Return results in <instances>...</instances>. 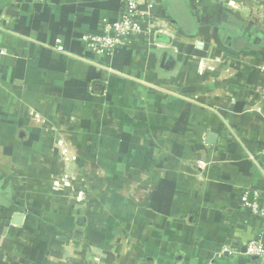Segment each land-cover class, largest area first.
Listing matches in <instances>:
<instances>
[{
	"label": "crops",
	"instance_id": "crops-1",
	"mask_svg": "<svg viewBox=\"0 0 264 264\" xmlns=\"http://www.w3.org/2000/svg\"><path fill=\"white\" fill-rule=\"evenodd\" d=\"M234 4L142 0L170 41L95 53L120 0H0V264H264V0ZM61 145L93 148V189L60 184Z\"/></svg>",
	"mask_w": 264,
	"mask_h": 264
},
{
	"label": "built area",
	"instance_id": "built-area-1",
	"mask_svg": "<svg viewBox=\"0 0 264 264\" xmlns=\"http://www.w3.org/2000/svg\"><path fill=\"white\" fill-rule=\"evenodd\" d=\"M224 2L227 5L234 7V0H214ZM121 8L118 18L112 22H105L103 30L97 34H88L83 36L82 40L88 48L95 53L107 51L112 53L115 48L127 43L132 35H146L150 39H154L157 34L163 31L162 27L165 23L161 17L151 16L149 13H144L140 9L142 0H120ZM235 7H237L235 5ZM264 69V66H263ZM261 95L264 99V87L261 89ZM264 123V109L261 113ZM264 156V148L260 151ZM201 164L203 161H200ZM199 162V163H200ZM243 204L246 208L264 222V204L248 203L246 197L242 196ZM264 236V232H263ZM246 252L249 255L255 256L264 261V245L259 241L251 240L245 245ZM152 264H167V263H152Z\"/></svg>",
	"mask_w": 264,
	"mask_h": 264
},
{
	"label": "rangeland",
	"instance_id": "rangeland-1",
	"mask_svg": "<svg viewBox=\"0 0 264 264\" xmlns=\"http://www.w3.org/2000/svg\"><path fill=\"white\" fill-rule=\"evenodd\" d=\"M57 118V117H56ZM58 119V118H57ZM70 122V121H69ZM72 124V122H70ZM62 134V132H61ZM63 139L67 140L65 138L66 135L69 136V139L72 140L71 135H73V132H64L63 133ZM57 138V137H56ZM59 140H62V137H58ZM65 144V143H64ZM50 157L53 159V161H56L58 159V163H56V167H52V170H54V174L59 175V181L61 183L69 182L70 186L74 187L78 182L80 186L83 188L85 192L93 189V186H95L94 180L90 178L95 172L102 173L103 170L105 171L104 165H97L92 161V147H86L84 148L85 153L81 154V161L80 163L77 162V157L75 152L78 151V149L75 147H69L65 145H61V147H55L54 149H49ZM91 151V152H90ZM75 154V155H74ZM91 159V160H90ZM57 168V169H55ZM63 173V175H61ZM69 174V175H67ZM71 177L67 180L66 177ZM56 182V181H55ZM124 183H128V185H121V190L124 194H129V192H134L135 190L142 191L144 188H151V182L147 179L142 178L140 175L138 176V180H124ZM143 184V185H142ZM100 186L104 188L103 190L107 189L109 186V181L104 179L100 180ZM69 187V188H71Z\"/></svg>",
	"mask_w": 264,
	"mask_h": 264
},
{
	"label": "water",
	"instance_id": "water-1",
	"mask_svg": "<svg viewBox=\"0 0 264 264\" xmlns=\"http://www.w3.org/2000/svg\"><path fill=\"white\" fill-rule=\"evenodd\" d=\"M156 39L158 41H162V42H169L170 41V37L167 36V35H164L163 33H159L156 35ZM250 40V34L249 33H245L243 36H239V37H236L234 39V48L239 50L241 48H245V49H250V48H253L252 47V44H250L249 42ZM206 138H207V143L209 144H212L215 142V139H216V133H213V132H208L206 134ZM14 219V223H19V220L21 219V215L19 214H16L14 215L13 217Z\"/></svg>",
	"mask_w": 264,
	"mask_h": 264
}]
</instances>
